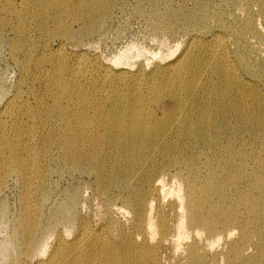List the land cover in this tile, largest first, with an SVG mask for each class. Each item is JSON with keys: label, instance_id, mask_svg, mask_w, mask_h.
<instances>
[{"label": "bare ground", "instance_id": "bare-ground-1", "mask_svg": "<svg viewBox=\"0 0 264 264\" xmlns=\"http://www.w3.org/2000/svg\"><path fill=\"white\" fill-rule=\"evenodd\" d=\"M175 1H154L145 18L160 34L185 23L189 42L163 40L162 55L132 64L134 46L110 63L68 45L106 25L119 0H22L57 44L28 57L35 69L25 72L42 80L41 93H29L37 105L14 99L5 110L28 112L46 130L41 153L53 145L62 165L95 179L105 214L92 225L74 191L46 214L36 136L3 129L0 190L7 171L26 183L12 238L22 255L5 264H264V0H250L258 13L240 9L232 20L226 8L238 0ZM11 2L0 0V14L28 24ZM16 31L29 42V31Z\"/></svg>", "mask_w": 264, "mask_h": 264}, {"label": "rangeland", "instance_id": "rangeland-1", "mask_svg": "<svg viewBox=\"0 0 264 264\" xmlns=\"http://www.w3.org/2000/svg\"><path fill=\"white\" fill-rule=\"evenodd\" d=\"M2 1L5 2L6 0ZM10 1H12L11 8L14 6L26 10L22 0ZM154 1L159 0H119L113 18L106 25H100L98 32L93 35L85 33L69 40L68 45L79 49L80 53L85 54L90 59L95 60L98 56L110 63H113L112 61L122 50L134 46L131 62L132 64H138L140 62L150 63L154 58L162 55L164 51L159 44L163 40L174 48L177 45L182 44L183 46L189 42L191 34L189 35L188 31L185 30L187 28L185 23L182 22L173 30L164 27L167 29L160 34L154 28L153 23L145 18V12H150L154 7ZM221 1L215 0L213 4H219ZM175 3L185 5L187 8H193L195 5L193 0H176ZM156 6H160V3ZM248 8L258 13L259 7L250 0H238L233 7L226 8L227 17L232 20L234 17L236 18L240 9L246 11ZM26 19L29 21L28 24H25L24 20L18 19L13 12H10V14L2 12L0 14V117L6 120L4 126L0 127V132L3 129V132H8L18 126V134L25 136L32 133L36 136L34 158L39 160L36 169L41 178L44 172L46 173L44 176L45 184L50 191L45 206L46 214L53 213L56 210L58 201L64 199L68 193L72 191L80 192L82 202L85 205L82 215L92 225H100L104 222L105 210L102 204L103 198L96 190L95 179L88 174H81L62 165L53 145L48 147L47 154L41 153L42 148L47 143L44 137L46 130L32 117L30 118L28 112L21 111L19 114L9 115V112L5 110L7 103L14 99L18 103L24 101L33 107L37 105L38 99L29 93L30 91L41 93L42 80L32 79L25 72L26 67H30L31 71L35 69V66H29L28 57L32 54L41 55L43 44L47 41L57 44V35L44 36L36 29L35 21L28 16ZM259 19L260 27L264 29V18L260 17ZM49 25L53 29L55 22L50 20ZM28 26L29 28H27ZM80 26L79 21L73 23V28H79ZM19 27L29 31V42H26L20 36L17 37L16 30ZM192 28H200V26ZM254 40L258 41L256 37ZM258 43L264 48V43L259 41ZM137 46L141 51V55H138ZM235 47V43L231 41V49H235ZM48 130L50 137L57 138L53 130L50 128ZM6 153L9 154V151ZM4 178H7V182L0 190V264H5L6 259L10 261L22 255L20 244L13 241L12 238L16 230L17 219L22 212V196L26 187L24 179L16 172L7 171ZM39 181L36 180L35 182ZM40 194L39 192L34 198V205L37 203ZM114 202L125 205L121 201ZM36 260L37 258H28L27 262L28 264H35Z\"/></svg>", "mask_w": 264, "mask_h": 264}]
</instances>
